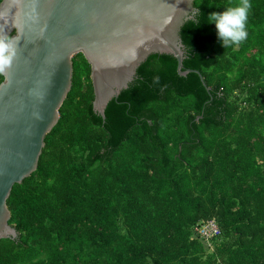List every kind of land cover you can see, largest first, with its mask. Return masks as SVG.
<instances>
[{"label":"trees","instance_id":"trees-1","mask_svg":"<svg viewBox=\"0 0 264 264\" xmlns=\"http://www.w3.org/2000/svg\"><path fill=\"white\" fill-rule=\"evenodd\" d=\"M237 2L196 0L182 29L184 68L207 87L152 55L103 119L73 58L39 167L8 200L19 236L0 241V264H264V0L238 47L207 23ZM210 221L221 235L206 240Z\"/></svg>","mask_w":264,"mask_h":264},{"label":"water","instance_id":"water-1","mask_svg":"<svg viewBox=\"0 0 264 264\" xmlns=\"http://www.w3.org/2000/svg\"><path fill=\"white\" fill-rule=\"evenodd\" d=\"M1 1L0 31L17 40V55L0 82V241L19 236L8 200L39 167L72 90L76 55L91 66L93 108L103 119L152 55L174 57L181 77L204 83L183 64L181 32L198 13L196 0Z\"/></svg>","mask_w":264,"mask_h":264},{"label":"clouds","instance_id":"clouds-1","mask_svg":"<svg viewBox=\"0 0 264 264\" xmlns=\"http://www.w3.org/2000/svg\"><path fill=\"white\" fill-rule=\"evenodd\" d=\"M251 7V0H238L224 8L223 12H213L207 17V23L215 25L217 39L223 48L238 47L247 39ZM16 55L17 40L0 31V76H4L12 67Z\"/></svg>","mask_w":264,"mask_h":264},{"label":"built area","instance_id":"built-area-1","mask_svg":"<svg viewBox=\"0 0 264 264\" xmlns=\"http://www.w3.org/2000/svg\"><path fill=\"white\" fill-rule=\"evenodd\" d=\"M197 232L206 240H211L221 235V231L214 221H210L200 228H197Z\"/></svg>","mask_w":264,"mask_h":264}]
</instances>
